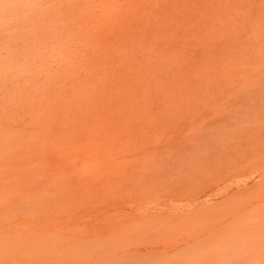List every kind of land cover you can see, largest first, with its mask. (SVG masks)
Segmentation results:
<instances>
[{
    "label": "rangeland",
    "instance_id": "1",
    "mask_svg": "<svg viewBox=\"0 0 264 264\" xmlns=\"http://www.w3.org/2000/svg\"><path fill=\"white\" fill-rule=\"evenodd\" d=\"M262 71L264 0H0V264H264Z\"/></svg>",
    "mask_w": 264,
    "mask_h": 264
},
{
    "label": "bare ground",
    "instance_id": "2",
    "mask_svg": "<svg viewBox=\"0 0 264 264\" xmlns=\"http://www.w3.org/2000/svg\"><path fill=\"white\" fill-rule=\"evenodd\" d=\"M107 8H109V6H108ZM110 8H111V7H110ZM105 9H106V8H105ZM107 10H108V9H107ZM138 17H139V16H138ZM136 19H137V18H136ZM136 19H135V22H136ZM122 25H123V23H122ZM121 28H122V27H121ZM123 28H124V27H123ZM123 28H122V29H123ZM122 29H121V32H123ZM125 30H126V29H125ZM74 53H75V51H74ZM247 69H248V68H247ZM259 71H260V70H259ZM259 71H258V72H259ZM262 72H263V71H262ZM101 73H102V72H101ZM104 73H105V72H104ZM256 73H257V72H256ZM263 73H264V72H263ZM260 75H261V73H260ZM258 76H259V75H258ZM257 79H258V78H257ZM263 97H264V96H263ZM214 103H215V102H214ZM217 103H219V101L215 103L216 106H217ZM220 103H221V102H220ZM220 103H219V104H220ZM222 103H223V102H222ZM211 105H212V103H211ZM213 105H214V104H213ZM258 120H260V119H258ZM258 122H259V121H258ZM257 124H258V123H257ZM259 124H260V122H259ZM259 124H258V126H257L258 129H259ZM262 129H263V128H262ZM262 129H261V130H262ZM261 136H262V134H261ZM261 136H260V138H261ZM228 137H229V136H228ZM229 138H230V137H229ZM232 138H233V137H232ZM263 138H264V135H263ZM262 141H264V140L262 139ZM263 143H264V142H263ZM263 146H264V145H263ZM260 148H261V146H260ZM263 149H264V147H263ZM263 154H264V153H263ZM260 155H261L260 158L262 157V159H260V158H258V159L261 160V162H262V161H264V159H263L264 155H263V156H262V154H260ZM258 159H257V161H258ZM255 160H256V158L254 159V162L252 163L253 165H250V166L253 167V166L255 165ZM257 163H259V162H257ZM57 166H58V165H57ZM57 166H56V167H57ZM60 166H61V165H60ZM60 166H58V167H60ZM32 167H33V166H32ZM239 167H240V166H239ZM257 167H258V165H257ZM257 167H256V170H257ZM60 168H61V167H60ZM241 168H242V167H241ZM246 168H247V170H248V169H249V166H247ZM35 169H38V171H39L40 168H39V167H35ZM57 169H58V168H57ZM250 169H251V168H250ZM31 170H34V167H33V169H31ZM31 170H30V172H29V169H28L27 171H28L30 174H34L35 172L33 173ZM40 170H41V169H40ZM61 170H63V168H62ZM61 170L59 169L58 171H57V170H56V171H57L58 173H60L59 171H61ZM67 170H68V169H67ZM67 170H66V172H69V171H67ZM236 170H237L236 173L238 174V169H236ZM236 170H235V171H236ZM244 170H245V168H244ZM35 171H36V170H35ZM44 171H46V170H43V172H44ZM63 171H65V170H63ZM63 171L61 172L62 174H63ZM53 172H54V170L51 171L50 176H51V175H54ZM40 173H41V172H40ZM61 173H60V175L58 176V179H57V180H59L60 183H61L62 180H63L64 183H65V179L68 178V176L66 175L65 178H63V177H61V175H62ZM37 174H39V172H38ZM66 174H67V173H66ZM248 174H249V173H248ZM248 174H247V175H248ZM27 175H28V173L25 174V176H27ZM25 176H24V177H25ZM39 176H40V175H39ZM41 176H42V175H41ZM55 176L57 177V175H55ZM63 176H64V175H63ZM5 177H7V176H5ZM30 177H31V175H30ZM30 177H29V178H30ZM44 177H45V175H44ZM53 177H54V176H53ZM53 177H51V178H52L51 180H53ZM59 177H60L61 181H60ZM69 177H71V175H70ZM31 178H32V177H31ZM34 178H37V175H34ZM45 178H46V177H45ZM45 178H44V180H48V179H49V180H48L49 182H48V181H46V182H47L48 184H50V183H51L50 178H49V177H48V179H45ZM4 179H5V178H4ZM38 179H39V178H38ZM38 179H36L37 182H35V183L33 182V186H34V184L36 185L37 183H38V184H37L38 186L40 185L39 183H41V185H40V187H38L37 185L34 186V189H35V187H36V188H37V191L39 192L40 189H38V188H41V189H42V188H46V191L49 190V195H50V192L53 191V189H52L53 183L51 184V187H50V185H49V187L52 189V191H51V190H50L49 188H47V187H41V186H45V181L43 180V176L41 177L42 181H44V182H43V185H42V181H38ZM54 179H55V178H54ZM69 179H70V178H69ZM72 179H74V178L71 177V180H72ZM18 180H19V179H18ZM26 180H27V179H26ZM28 180H29V179H28ZM57 180H56V182H58ZM12 181H13V180H12ZM30 181H31V180H30ZM34 181H35V180H34ZM53 181H55V180H53ZM67 181H68V180H66V183L64 184L65 187H66V186H69V185L71 184V181H70V180H69L70 183H69V181H68V184H69V185L67 184ZM4 182H5V181H4ZM6 182H7V181H6ZM16 182H17V181H16ZM26 182H27V181H26ZM26 182L24 181V183H25L26 185H27V184H30V185H31V183H29V182L26 183ZM56 182H55V183H56ZM257 182H259V181H257ZM13 183H14V182H13ZM13 183H12V184H13ZM7 184H8V183H7ZM18 184H19V186H20L21 183L19 182ZM18 184H17V185H18ZM25 184H23V181H22V186H23V185L26 186ZM48 184H46V185L48 186ZM61 184L63 185V183H61ZM66 184H67V185H66ZM258 184H259V183H258ZM17 185H16V187H17ZM7 186H8V185H6V187H7ZM14 186H15V185H14ZM14 186H13V187H14ZM27 186H29V185H27ZM31 186H32V185H31ZM55 186H56V185H54V190L56 189ZM70 186H71V188H74L72 185H70ZM262 186H264V185H262ZM63 187H64V186H63ZM3 188H4V186H3ZM29 188L32 190L31 187H29ZM29 188H28V190H30ZM57 188H58V186H57ZM254 188H255V187H254ZM254 188L252 189V188H249V186H248L247 189H244V190L238 191V192H236V193L231 194L230 196H228V198H226V201H229V200H237V199L239 200V199H240V200H241V202H240V200H239V204H240V206H241V204H243L244 202H245V204H247V202H251V200H252L251 198H252L253 196H255V195H251V196H250L251 198L249 199L250 201L247 200V202H246L245 199L243 200L244 202H242V199H241V198H246L248 195L252 194L251 192L254 193V191H255ZM258 188H261V186L258 187ZM263 188H264V187H263ZM34 189H33V190H34ZM47 189H48V190H47ZM58 189H59V190H62V193L64 192V194H65L66 191H67L68 189H70V187H68V189L65 188V190H64V189H62V186L60 185ZM4 190H5V189H4ZM11 190H12V189H11ZM18 190H19V189H18ZM25 190H26V188H25ZM59 190L56 189V191H57L56 194H57V195H58ZM12 191H13V190H12ZM20 191H21V190H20ZM23 191H24V190H23ZM35 191H36V190H35ZM43 191L45 192V189H44ZM43 191L41 190L42 195H41V193H38V194H40L42 197L45 196V194H44ZM56 191H54V192H56ZM70 191H71V190H70ZM3 192H4V191H3ZM16 192H17V191H16ZM30 192H31V191H30ZM32 192H34V191H32ZM32 192H31V196H30V197H32V198L34 199V196H32V195H35V194H33ZM72 192H73V194H74V190H72L71 193H72ZM261 192H262V191H261ZM6 193H7V192H6ZM36 193H37V192H36ZM62 193L60 194V192H59V195H58L57 197H59L60 195H62ZM71 193H70V192L68 193V191H67V194H68V196H69V199L67 198L68 200H71V199H70V196L73 195V194H71ZM7 194H9V193H7ZM12 194H13V193H12ZM16 194H17V193H16ZM22 194H23V193H22ZM22 194H21V195H22ZM24 194H25V192H24ZM38 194H37V196H35V199H36V197H37V198H38V197H39V198L41 197V196H38ZM54 194H55V193H54ZM54 194H53V195H54ZM5 195H6V194H5ZM47 195H48V194H47ZM49 195H48V196H49ZM65 195H66V194H65ZM65 195H64V197H65ZM256 196L258 197L257 194H256ZM256 196H255V198H256ZM45 197H46V196H45ZM45 197H44V198H45ZM50 197H51V199H50ZM50 197H49V198L47 197V198L49 199V202H50V200H52V196H50ZM57 197H56V196H55V198L53 197V200L55 201V199H56ZM64 197H63V199H62V197H60L61 199H60V198H59V199H60V200H64ZM66 197H67V196H66ZM66 197H65V198H66ZM253 198H254V197H253ZM255 198H254V199H255ZM72 199H73V198H72ZM28 200H29V199H28ZM46 200H47V199H46ZM60 200H59V201H60ZM1 201H2V200H1ZM54 201H53V204L51 203L52 205H54ZM226 201H225V199H224L223 203L226 202ZM31 202H35V200H34V201L32 200ZM39 202H40V200H39ZM39 202H38V203H39ZM41 202H42V201H41ZM47 202H48V200L44 202V205L46 204V206H47V205H48ZM56 202H57V203H56ZM56 202H55L56 205H58L59 202H58V201H56ZM230 202H231V201H230ZM233 202H234V201H233ZM237 202H238V201H237ZM65 203H66V201H65ZM70 203H71V202H70ZM235 203H236V202H235ZM263 203H264V202H263ZM36 204H37V203H36ZM202 204H203V203H202ZM232 204H233V203H232ZM28 205H29V204H28ZM39 205H40V204H38V206H39ZM52 205H51V207H52ZM61 205H62V204H61ZM71 205H72V203H71ZM216 205H218V204H216ZM216 205H214V206H216ZM225 205H226V204H225ZM228 205H229V204H228ZM230 205H231V204H230ZM233 205H234V204H233ZM0 206H1V208L3 207V206H2V203H1ZM32 206H33V204H32ZM41 206H42V205H41ZM48 206H49V205H48ZM62 206H63V205H62ZM65 206H66V204L64 205V207H65ZM195 206H196V205H195ZM231 206H232V205H231ZM244 206H245V205H244ZM27 207H28V206H27ZM49 207H50V206H49ZM49 207H48V209H49ZM58 207H60V205H58ZM58 207H57V209H58ZM68 207H69V206H68ZM68 207H67V208H68ZM204 207H205V205H204ZM222 207H223V206H222ZM224 207H225V206H224ZM229 207H230V206H229ZM236 207H237V206H236ZM236 207H235V208H236ZM238 207H239V206H238ZM3 208H5V207H3ZM35 208H36V210H37L38 212H39V210L43 209V208L40 209V207H39V208L35 207ZM44 208H45V206H44ZM53 208H54V206H53ZM235 208H234V210H235ZM249 208H250V207H249ZM33 209H34V208H33ZM38 209H39V210H38ZM46 209H47V208L43 209L42 212L46 211ZM51 209H52V208H51ZM65 209H66V208H65ZM68 209H69V208H68ZM230 209H231V208H230ZM255 209H256V208H255ZM10 210H11V209H10ZM31 210H32V209H31ZM49 210H50V209H49ZM60 210H61V211H64L63 209H60ZM72 210H73V208H72ZM222 210H223V209H222ZM228 210H229V209H228ZM234 210H233V211H234ZM249 210H250V209H249ZM249 210H248V212H249ZM252 210L254 211V208H253ZM257 210H258V209H257ZM257 210H256V211H257ZM262 210H263V212H264V209H262ZM54 211H55V210H54ZM242 211H243V210H242ZM250 211H251V210H250ZM260 211H261V210H260ZM32 212H33V211H32ZM32 212H29V213H32ZM34 212H35V210H34ZM38 212H37V214H38ZM67 212H68V210H67ZM72 212H73V211H72ZM154 212H155V211H154ZM246 212H247V210H246ZM254 212H255V211H254ZM261 212H262V211H261ZM0 213H1V211H0ZM24 213H25V212H24ZM216 213H217V212H216ZM227 213H228V212H227ZM251 213H252V211H251L250 213H248V215H243V217L245 216L244 218H247V220L249 221V218H250V217L248 218L247 216H250V215H251V216L254 217V215H253L254 213H253V214H251ZM3 214L6 216L7 212H6V214H5V213H3ZM32 214H33V213H32ZM57 214H58V213H57ZM197 214H198V213H197ZM241 214H242V213H241ZM249 214H250V215H249ZM7 215H9V214H7ZM21 215H22V214H21ZM40 215H41V214H40ZM150 215H152V216H153V215H154V216H158V215H157V212H156V214H150ZM193 215H195V214H192V216H193ZM202 215H203V213H202ZM2 216H3V215L1 214V217H2ZM23 216H24V214H23ZM37 216H38V215H37ZM69 216H71V215L69 214ZM138 216H139V215H138ZM144 216H145V215L143 214V216H141V217H144ZM205 216L207 217V214H206ZM205 216H204V217H205ZM221 216H222V217H221L222 219H223V217H225V216H223V215H221ZM226 216H227V215H226ZM239 216H240V214H239ZM258 216H260V215L258 214ZM25 217H26V216H25ZM25 217H24V218H25ZM31 217H32V216H31ZM34 217H35V216H34ZM39 217H40V216H39ZM122 217H123V216H122ZM170 217H171V216H170ZM255 217H256V213H255ZM14 218H15V217H14ZM68 218H69V217H68ZM136 218H140V216H139V217L135 216V220H138V219H136ZM144 218H145V217H144ZM144 218H142V220H144ZM173 218H174V217H173ZM173 218H172V219H173ZM212 218H214V217H212ZM212 218H211V219H212ZM221 218H220V219H221ZM236 218H237V217H236ZM258 218H259V217H258ZM258 218H257V219H258ZM263 218H264V217H263ZM263 218H262V220H263ZM37 219H38V217H37ZM125 219H126V218H125ZM127 219H128V217H127ZM156 219H157V218H156ZM156 219H155V220H156ZM196 219H197V218H196ZM202 219H204L203 216H202ZM211 219H207V220H210V222H211ZM25 220H27V218H26ZM29 220H30V219H29ZM51 220H52V218H51ZM67 220H68V219H67ZM102 220H103V219H102ZM128 220L130 221V216H129V219H128ZM132 220H134V218H133ZM139 220H140V219H139ZM168 220H170V218L167 219V221H168ZM200 220H201V219H200ZM200 220H199V221H200ZM205 220H206V219H205ZM205 220H203V222H204ZM212 220H213V219H212ZM218 220H219V219H218ZM218 220H217V217H216L215 221H218ZM251 220H254V219L251 218ZM14 221H15V220H14ZM48 221H49V220H48ZM58 221H59V220H58ZM111 221H112V220H111ZM156 221H157V220H156ZM237 221H238V220H237ZM239 221H240V219H239ZM258 221H259V220H258ZM6 222H7V221H6ZM103 222H104V221H103ZM107 222H108V221H106L105 224H107ZM112 222H113V221H112ZM114 222H116V221H114ZM141 222H142V221H141ZM212 222H213V221H212ZM212 222H211V223H212ZM231 222H232V220H231ZM255 222H256V221H254L253 223H255ZM263 222H264V221H263ZM10 223H11V222H10ZM26 223H27V222H26ZM49 223H51V222H49ZM128 223H129V222H128ZM148 223H150V222H148ZM196 223H197V222H196ZM204 223H207V222L205 221ZM214 223H215V222H214ZM239 223L242 224V221L239 222ZM3 224H4V223H3ZM16 224H17V223H16ZM90 224H91V222H90ZM102 224H103V223H102ZM110 224H111V222H109V227H111ZM112 224H113V223H112ZM112 224H111V225H112ZM116 224H117V223H116ZM155 224H156V223H155ZM171 224H172V222L170 221V227H171ZM243 224H245V222H243ZM262 224H263V223H262ZM1 225H2V224H1ZM11 225H12V224H11ZM35 225H36V223H35ZM91 225H93V224H91ZM91 225H90L89 227H91ZM125 225H126V224H125ZM125 225H124V226H125ZM148 225H150V224H148ZM224 225H226V224H224ZM227 225H228V224H227ZM229 225H231V224H229ZM16 226H17V225H16ZM18 226H19V225H18ZM59 226H61V225H59ZM59 226H58V227H59ZM93 226H94V228H95V227L97 228V226H95V225H93ZM93 226H92V227H93ZM99 226H100V224H99ZM107 226H108V225H107ZM107 226H104V227L102 226V227H103V229H105V227H107ZM115 226H116V225H115ZM115 226H114V227H115ZM144 226H145V225H144ZM157 226H158V225H157ZM188 226H189V225H188ZM234 226H235V225H234ZM236 226H237V225H236ZM2 227H3V226H2ZM19 227H20V226H19ZM35 227H36V226H35ZM84 227H86V226H84ZM122 227H123V223H122ZM126 227H127V226H126ZM146 227H147V224H146ZM163 227H164V226H163ZM167 227H168V225H167ZM194 227H196V226H194ZM11 228H12V227H11ZM30 228H31V227H30ZM45 228H46V227H45ZM99 228H100V227H99ZM123 228H124V227H123ZM123 228H122V229H123ZM159 228H160V226H159ZM165 228H166V227H164V230H165ZM222 228L224 229V231L226 230V227H225V228L222 227ZM238 228H239V227H237V229H238ZM13 229H14V228H13ZM66 229H67V228H66ZM66 229H65V230H66ZM78 229H80V227H79ZM78 229H77V230H78ZM86 229H87V228H86ZM113 229H114V228H113ZM115 229H116V228H115ZM166 229H167V228H166ZM190 229H191V228L189 227V229H187V230L189 231ZM192 229H193V230H191V231L194 232V228H192ZM216 229H218V228L216 227ZM227 229L229 230L230 227H229V228L227 227ZM235 229H236V228H235ZM237 229H236V231H237ZM77 230H76V231H77ZM97 230H98V229H97ZM100 230H101V229H100ZM119 230L121 231V229H119ZM127 230H128V229H127ZM160 230H161V229H160ZM162 230H163V229H162ZM167 230H168V229H167ZM12 231H13V230H12ZM17 231H18V230H17ZM74 231H75V229H74ZM74 231H73V232H74ZM78 231H79V230H78ZM94 231H95V230H94ZM146 231H147V229H146ZM149 231H150V230H149ZM222 231H223V230H222ZM222 231L220 230V232H222ZM226 231H227V230H226ZM238 231H239V230H238ZM4 232H5V231H4ZM29 232H31V231L29 230ZM57 232H58V231H57ZM88 232H89V230H88ZM101 232H102V231H101ZM105 232L108 233V231H104V234H107V233H105ZM122 232H127V231L123 229ZM165 232H166V230H165ZM186 232H187V231H186ZM218 232H219V231H218ZM232 232H233V231H232ZM254 232H255V231H254ZM96 233L98 234L97 231H96ZM102 233H103V232H102ZM110 233H111V232H110ZM110 233H109V235H111ZM235 233H236V232H235ZM0 234H1V233H0ZM93 234H94V233H93ZM104 234H103V235H104ZM141 234H142V233H141ZM240 234H241V233H240ZM6 235H7V234H6ZM6 235H5V236H6ZM43 235H44V234H43ZM113 235H114V233H113ZM122 235H123V233H122ZM122 235H121V236H122ZM227 235H228V237H230V234H229V233H228V234L226 233V236H227ZM0 236H1L0 238H2L3 235H0ZM32 236H33V235H32ZM44 236H45V235H44ZM94 236H95V234H94ZM104 236H105V235H104ZM116 236H117V232H116ZM119 236H120V235H119ZM127 236H128V235H127ZM231 236H232V237H235L234 234H233V235L231 234ZM61 237H62V236H61ZM67 237L71 238L70 236H66L65 238H67ZM78 237H79V236H78ZM78 237H77V236H76V238L73 237V240L76 239L77 243H78V241H81L82 244L84 245V240H83V241H82L81 239L78 240V239H77ZM111 237H112V236H111ZM117 237H118V236H117ZM247 237H248V236H247ZM19 238H20V237H19ZM19 238H18L17 240H19ZM30 238H31V237H30ZM32 238H33V237H32ZM62 238H64V237H62ZM65 238H64V239H65ZM69 238H67V240H68ZM100 238H101V237H100ZM114 238H115V237H114ZM114 238H113V239H114ZM6 239H7V238H6ZM33 239H34V238H33ZM82 239H83V238H82ZM86 239H87V238H86ZM118 239H119V238H118ZM228 239H229V238H228ZM230 239H231V238H230ZM1 240H2V239H1ZM29 240H30V239H29ZM29 240H28V241H29ZM56 240H57V239H56ZM116 240H117V239H116ZM119 240H120V239H119ZM236 240H237V239H236ZM26 241H27V240H26ZM60 241H61V239H60ZM60 241H59V242H60ZM70 241H71V240H70ZM70 241H69V242H70ZM90 241H91V239H90ZM121 241H122V240H121ZM136 241H137V240H136ZM138 241H139V240H138ZM167 241H168V240H167ZM226 241H227V240H226ZM237 241H238V240H237ZM245 241H246V240H245ZM251 241H252V240H251ZM3 242H5V240H3ZM17 242H18V241H17ZM33 242H34V241H33ZM141 242H142V240H141ZM233 242H234V241H233ZM79 243H80V242H79ZM86 243H87V241H86ZM116 243H117V241H116ZM139 243H140V241H139ZM157 243H158V242H157ZM230 243H232V242H230ZM230 243H229V244H230ZM236 243H237V242H235V244H236ZM250 243H251V242H250ZM250 243H249V244H250ZM9 244H10V243H9ZM72 244H73V245H72ZM72 244H71V246H70L69 244H67V246H65V247H68V245H69V248H67V249H70V247L73 246V247H72V248H73V252H75V250H77V251H78V253H76V254H77V257H78L79 255L81 256L80 251L83 250L84 247H83V249H80L81 246H79V248L77 247L78 249L75 248V250H74V247H76V243H75V246H74V242H73ZM80 244H81V243H80ZM88 244H89V241H88ZM117 244H118V243H117ZM121 244H123V243H121ZM128 244H130V243H128ZM135 244H136V243H135ZM141 244H143V243H141ZM144 244H146V243H144ZM163 244H164V242H163ZM239 244H240V243H239ZM12 245H13V244H12ZM14 245H15V244H14ZM17 245H18V244H17ZM95 245H96V244H95ZM123 245H125V244H123ZM252 245H253V244H252ZM77 246H78V244H77ZM85 246H86V244H85ZM87 246H89V245H87ZM126 246H127V245H125V247H126ZM132 246H133V244H132ZM146 246H147V245H146ZM165 246H167V245L165 244ZM165 246H164V248H165ZM226 246H227V245H226ZM261 246H263V245H261ZM261 246H259V247H261ZM17 247H18V246H17ZM62 247H63V246H62ZM65 247H64V248H65ZM125 247H124V248H125ZM243 247H244V245H243ZM13 248H15V247L13 246ZM164 248H162V249H164ZM168 248H169V247H168ZM168 248H166V249H168ZM225 248H226V247H225ZM225 248L223 249L224 253L227 252V251H229V250H228L229 248H227V250H226ZM253 248H254V247H253ZM263 248H264V247H262V249H263ZM16 249H17V248H16ZM46 249H47V248H45V250H46ZM61 249H63V248H61ZM61 249H60V250H61ZM85 249H87V250H88V249H91V250H92V243H91L90 248H89V247H88V248L85 247ZM162 249H161V250H162ZM166 249H165V250H166ZM249 249H251V247H249ZM11 250H12V249H11ZM20 250H21V249H20ZM45 250H44V251H45ZM64 250L66 251V249H64ZM70 250H72V249H70ZM94 250H95V248H94ZM94 250H93V251H94ZM134 250H135V249H133V251H134ZM136 250H137V249H136ZM136 250H135V251H136ZM149 250H150V248H149ZM155 250H156V249H155ZM159 250H160V249H159ZM225 250H226V251H225ZM243 250H244V249H243ZM253 250H254V249H253ZM256 250H257V249H256ZM1 251L3 252V249H2ZM4 251H5V250H4ZM68 251H69V250H68ZM133 251H132V252H133ZM139 251H141V250H139ZM162 251H164V250H162ZM235 251L238 252L237 250H235ZM259 251H260V250H259ZM10 252H11V251H10ZM13 252H15V251H13ZM50 252H52V251H50ZM50 252H49V253H50ZM60 252H61V256H62V253H63V252H62V251H60ZM60 252H59V253H60ZM73 252H72V253H69V252H68V253H69V255L71 254V255L73 256V255H74ZM82 252H83V251H82ZM95 252H96V250H95ZM142 252H143V251H142ZM240 252H242V251H240ZM244 252H245V251H244ZM260 252H261V251H260ZM20 253H22V252H20ZM68 253L66 252V257H67V255H68ZM86 253L88 254V252H86V250H85V251H84V254H82V257H81V258H85L86 256H87V258H89V255H86ZM220 253H222V255L224 256V253H223V252H220ZM249 253H250V252H249ZM249 253H247V254L249 255ZM12 254H13V253H12ZM17 254H18V253H17ZM47 254H48V252H47ZM93 254H94V253H93ZM95 254H96V253H95ZM233 254H235V252H234ZM239 254H240V253H239ZM247 254H246V255H247ZM263 254H264V253H263ZM263 254H261L262 257H263ZM22 255H24V254H22ZM27 255H29V254H27ZM27 255H26V256H27ZM31 255H32V253H31ZM48 255H49V254H48ZM48 255H47V256H48ZM58 255H60V254H58ZM84 255H85V257H83ZM240 255H241V254H240ZM74 256H75V255H74ZM80 256H79V257H80ZM258 256H259V255H258ZM13 257H14V256H13ZM20 257H21V256H20ZM27 257H28V256H27ZM58 257H59V256H58ZM75 257H76V256H75ZM90 257H91V259H92V256H90ZM243 257H244V255H243ZM15 258L18 259V260H20V261H24V262H25V260H24V259H20L18 255H16ZM35 258H36V256H35ZM49 258H50V257H49ZM49 258H47V260H48ZM231 258H232V257H231ZM250 258H251V257H249V259H250ZM44 259H46V258H44ZM44 259H43V260H44ZM95 259H97V258H95ZM260 259H261V258H260ZM13 260H14V258H13ZM30 260H31V258H30L27 262H30ZM47 260H46V261H47ZM51 260H52V259H51ZM51 260H50V261H51ZM93 260H94V259H93ZM93 260H92V261H93ZM167 260H168V259H167ZM255 260H258V259H255ZM261 260H262V259H261ZM40 261H42V260H40ZM55 261H56V260H55ZM55 261H54V262H55ZM57 261L60 262L61 260L59 261V259H58ZM73 261H74V260H73ZM76 261H78V260H76ZM220 261H221V260H220ZM234 261H235V260H234ZM248 261H249V260H248ZM248 261H247V263L249 264ZM253 261H254V260H253ZM24 262H23V263H24ZM86 262H87V261H86ZM167 262H168V261H167ZM169 262H170V261H169ZM238 262H239V264H241V263H240V260H239ZM245 262H246V261H245ZM259 262H260V260H259ZM259 262H258V263H259ZM263 262H264V261H263ZM96 263H97V262H96ZM242 263H244V259H243ZM247 263H246V264H247ZM251 263H252V262H250V264H251ZM86 264H87V263H86ZM91 264H94V263H91ZM169 264H170V263H169ZM234 264H235V263H234ZM236 264H237V262H236ZM244 264H245V263H244ZM253 264H254V263H253ZM262 264H263V263H262Z\"/></svg>",
    "mask_w": 264,
    "mask_h": 264
}]
</instances>
